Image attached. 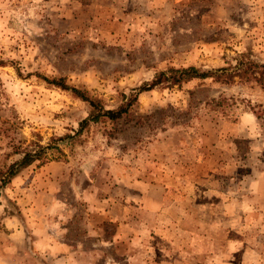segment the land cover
<instances>
[{"label": "rangeland", "instance_id": "rangeland-1", "mask_svg": "<svg viewBox=\"0 0 264 264\" xmlns=\"http://www.w3.org/2000/svg\"><path fill=\"white\" fill-rule=\"evenodd\" d=\"M246 50L264 0H0V172L49 145L0 186V264H264V89L156 87L71 141L88 105L41 78L114 108Z\"/></svg>", "mask_w": 264, "mask_h": 264}, {"label": "trees", "instance_id": "trees-1", "mask_svg": "<svg viewBox=\"0 0 264 264\" xmlns=\"http://www.w3.org/2000/svg\"><path fill=\"white\" fill-rule=\"evenodd\" d=\"M48 84H52L62 90L68 91L70 95L88 105L87 114L77 123V128L73 134H66L63 137H69L74 141L80 136L81 132L90 124L104 122L113 123L117 119L127 115L131 106L136 103L137 95L140 92L148 91L156 87L172 88L180 87L193 79H210L212 82H218L230 85L235 82L242 84H255L264 89V60L257 58L250 50L236 53L232 63L220 67L200 69L194 65L187 66H168L157 70L149 80L143 81L139 86L132 88L129 93H120L119 101L114 108H107L100 99L90 95L87 91L65 83L63 77L46 78L41 77ZM264 113V111H262ZM34 148H24L21 156L11 162L3 171L0 172V186H5L17 172L32 162L46 161L45 150L49 145L42 146L31 141ZM57 149V147H55Z\"/></svg>", "mask_w": 264, "mask_h": 264}]
</instances>
